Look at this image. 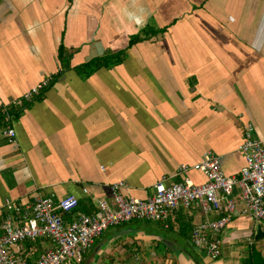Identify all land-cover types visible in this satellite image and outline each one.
Wrapping results in <instances>:
<instances>
[{"label": "crops", "instance_id": "crops-1", "mask_svg": "<svg viewBox=\"0 0 264 264\" xmlns=\"http://www.w3.org/2000/svg\"><path fill=\"white\" fill-rule=\"evenodd\" d=\"M146 28L157 33L129 47ZM61 45L74 51L72 69L11 124L13 143L0 129V220L6 200L69 195L93 214L119 182L124 195L146 200L208 152L239 176L245 126L264 143V0H0V108L58 72ZM122 51L120 64L74 70ZM185 177L205 182L195 170ZM205 219L194 208L174 212L167 229L112 226L82 264H237L229 250L264 238V225L236 216L212 261L191 243ZM39 241L24 243L33 264L52 245Z\"/></svg>", "mask_w": 264, "mask_h": 264}, {"label": "built area", "instance_id": "built-area-1", "mask_svg": "<svg viewBox=\"0 0 264 264\" xmlns=\"http://www.w3.org/2000/svg\"><path fill=\"white\" fill-rule=\"evenodd\" d=\"M52 81L53 75L43 78L14 103L31 101ZM2 134L9 143L15 141L12 126ZM239 149L245 161L239 176H226L219 156L208 152L194 166L182 165L176 180L158 181L146 200L124 195V183H115L111 202L96 200L93 214H76L71 220L68 216L79 207L74 195L58 201L39 197L23 204L6 200L0 220V264H28L24 243L39 240H49L52 245L42 251L37 264H82L93 240L110 227L144 220L167 229L174 212L194 208H199L206 219L192 229L191 243L196 251L216 261L222 257L220 235L233 218L249 217L264 225V143L254 137L252 124L245 126ZM191 170L199 172L205 182L197 184L185 177Z\"/></svg>", "mask_w": 264, "mask_h": 264}, {"label": "trees", "instance_id": "trees-1", "mask_svg": "<svg viewBox=\"0 0 264 264\" xmlns=\"http://www.w3.org/2000/svg\"><path fill=\"white\" fill-rule=\"evenodd\" d=\"M159 32V31H158ZM157 31L152 30L151 28H146L143 30L139 35H136L130 39L129 47L143 42L146 39H150L153 35H155ZM74 54V51H70L66 49L63 45H61L58 49V61L60 64V67L58 69V72L53 75V81L51 82L50 86L42 92L40 95L35 96L31 101H23L21 105H17L14 102L11 104L0 108V129L5 130L6 127H10L12 123H14L22 114L23 112L29 108L34 102L41 100L44 93L68 70L72 69L70 65L71 58ZM125 55V51L116 53V54H106L105 56L95 58L85 64H82L78 67H75L74 70H76L80 75L88 76L92 72L96 71L97 69L101 67H111L116 64H120L123 61V56ZM79 201V206H80ZM81 214V211L79 210V207L72 215L68 216V219H72V216ZM254 236H250L246 239V241L249 243L251 252L250 256L245 260L244 264H264V255L261 253H255V240ZM27 256V254H26ZM28 264H33L31 260H29V257L27 256Z\"/></svg>", "mask_w": 264, "mask_h": 264}, {"label": "rangeland", "instance_id": "rangeland-1", "mask_svg": "<svg viewBox=\"0 0 264 264\" xmlns=\"http://www.w3.org/2000/svg\"><path fill=\"white\" fill-rule=\"evenodd\" d=\"M260 229V226H259ZM260 232V230H259ZM255 240V242H254ZM40 242V241H39ZM252 242H254L255 244V253H261L262 255H264V250H262L261 248L264 247V238H261L259 241H256V239H253ZM240 245L237 246V248H234L233 250H229L230 254L233 257H236V259H238V263L237 264H244L245 260L250 256V252L251 249L250 246L248 244H242L239 243ZM224 255L228 254V252L224 251ZM222 255H223V251H222Z\"/></svg>", "mask_w": 264, "mask_h": 264}]
</instances>
